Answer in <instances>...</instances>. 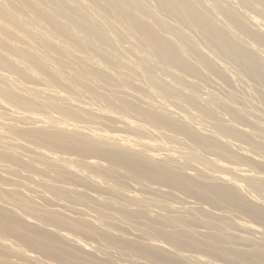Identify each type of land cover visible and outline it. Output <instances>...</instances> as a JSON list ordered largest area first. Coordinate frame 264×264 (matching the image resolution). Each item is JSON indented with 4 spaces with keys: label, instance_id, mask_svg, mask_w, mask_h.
I'll return each mask as SVG.
<instances>
[{
    "label": "bare ground",
    "instance_id": "1",
    "mask_svg": "<svg viewBox=\"0 0 264 264\" xmlns=\"http://www.w3.org/2000/svg\"><path fill=\"white\" fill-rule=\"evenodd\" d=\"M217 58L264 106V0H0V262L264 264V209L243 193H264V109L239 101L234 86L226 102L220 87L200 92L207 74L222 87L240 82ZM133 88L160 102L134 100ZM81 120H115L126 135ZM162 187L206 206L169 205ZM32 194L95 216L44 209ZM126 223L144 229L128 238ZM73 233L98 242L102 257Z\"/></svg>",
    "mask_w": 264,
    "mask_h": 264
},
{
    "label": "rangeland",
    "instance_id": "2",
    "mask_svg": "<svg viewBox=\"0 0 264 264\" xmlns=\"http://www.w3.org/2000/svg\"><path fill=\"white\" fill-rule=\"evenodd\" d=\"M231 1H232V0H231ZM235 1H236V0H233V2H235ZM238 10H239L240 12H245V11H246V13L251 14V16H254V13H253V12L251 13L250 10L245 9V8L242 9L241 6H240V7L238 6ZM244 10H245V11H244ZM261 18H263V16H262V15H258L257 19H258V20H263V19H261ZM260 22H263V21H260ZM261 28H262V27H261ZM262 29H263V28H262ZM262 29H261V30H262ZM217 59H219V60L222 61L224 64H226V66L228 67L229 71H231V73L229 72L230 75L233 74V75H232V76H233V80H236V79L238 78L236 82H239V81H240V82H239V83H236L235 81H234V82L232 81L233 84H235V83H236V84H235V85H232V84H231L230 86H229V85H224L226 88H228V89L225 88L226 90H224V89H223L224 86L222 87V84H221V85H217V83H215L216 78H215L214 75L209 76L210 74H209V75L207 74L208 77H207V75H206V78H208V80H209V82H210V85H209V83H208V80H206V81H204V82L202 83V85L205 84V85H203L204 88H203V86H202V89H200V86H201V84H200V85L198 86V90L200 89V92L206 94V93H208V92H212V91L215 92V91L218 90L217 88L220 87V89H219V93L217 92V93H216V96H217V95L219 96V97H218L219 101H224L223 99H225L224 102H226L227 100H230V99H231V94H229L230 91L228 92V90H229V89H232L233 86H234V87H235V88H233L234 91L231 90V93L233 92L232 94L235 95L234 92L236 91V95H237V96L239 95V97H237L236 95H235V96L238 98L239 101H241V100H245V101L249 102L250 104H251L252 101H254V103L252 102L251 105L255 104V108H256V109H258L256 106L260 105V107H259V106H258V107H259L261 110L258 109V111H259V112H260V111L262 112V110L264 109V106H263V104L261 105L260 101L257 100V99H258V96L256 95V91H255V92L253 91V90H255V89L251 88V86L249 87V86H248V82H247V80H246V79H243V77H241V76H240V75H239V74H238V73H237L232 67H230L229 64H227L226 61H224V60L221 59V58H217ZM225 62H226V63H225ZM237 74H238V75H237ZM235 75H236V76H235ZM234 76H235V79H234ZM160 77H163V75H160ZM236 77H237V78H236ZM164 78H165V77H164ZM212 78H213V79H212ZM239 78L242 79L243 81L240 80ZM211 79H212L213 81H212ZM214 79H215V80H214ZM210 80H211L212 82L215 83V85H213V87L211 86L213 83L211 84V81H210ZM244 80H245V83L247 82V84L243 83ZM216 82H217V81H216ZM240 83H242L243 85H242V84L240 85ZM218 84H220V83H218ZM28 85H30V84H28ZM208 85H209V87H208ZM238 85H239V86H238ZM244 85L248 86L249 88H248V87L246 88V86H244ZM205 87H206V89H205ZM215 87H216V88H215ZM221 87H222L223 90H221ZM213 88H214V89H213ZM97 89H99L100 91L103 92V89H102V88L97 87ZM131 89H132V88H131ZM133 89H134L135 91H128V92H131V95H132V93H134V94L132 95V97L135 95V97H133L134 100H135V99H136V100L139 99V98H137L138 95H140L141 99H143V97H144L145 100L148 98V99H149V100L147 99L148 101H150L151 98H153V99H152L153 102L156 101V100L158 101V99H159V98H157V97H155V96H153V97H151V98H150L149 96L146 97L147 95H146V96H143L142 94H143L144 92L142 93L141 90H139V89H137V88H133ZM210 89H212V90L209 91ZM215 89H216V90H215ZM244 89H245V90H244ZM248 89H249V90H248ZM250 89H252V90H250ZM99 90H97V91H99ZM127 90H130V89H127ZM246 90H247V91H246ZM57 91H58V90H57ZM59 91L62 92L63 90H62V91L59 90ZM100 91H99V92H100ZM136 91H137V94H135ZM223 91H224V92H223ZM63 92H64V91H63ZM63 92H62V93H63ZM65 92H66V91H65ZM65 92H64V94H65ZM67 92H69V94H67ZM67 92H66L65 95H67V96H69L71 99L75 100L78 104L80 103V105H84V104H87V105H88V104H90V102H92V103L94 102V101H91V100H90V101H89V100H86V98H82V99H83V101H82V99L79 98L80 96L78 97V96H76L74 93H70V91H67ZM139 92H140L141 94H140ZM198 92H199V91H198ZM214 92H213V93H214ZM221 92H223V93H221ZM245 92H246V93H245ZM249 92H250V93H249ZM251 92H252V93L254 92V93L252 94ZM100 93H101V92H100ZM202 93H201V94H202ZM71 94H73V95H71ZM145 94H146V93H145ZM199 94H200V93H199ZM201 94H200V95H201ZM250 94H251V95H250ZM129 95H130V94H129ZM129 95H128V98H130V96H131V95H130V96H129ZM141 95H142L143 97H142ZM221 95H222V96H221ZM248 95H249V96H248ZM220 96H221V97H220ZM229 96H230V97H229ZM244 96H245V97H244ZM255 96H256V97H255ZM83 97H84V96H83ZM132 97H131L130 99H133ZM138 97H139V96H138ZM145 97H146V98H145ZM154 97H155V98H154ZM200 97L203 98V94H202V96H200ZM204 97H205V95H204ZM221 98H222V100H220ZM229 98H230V99H229ZM246 98H247V99H246ZM87 99H88V98H87ZM84 100H85V101H84ZM152 101H150V102H152ZM157 101H156V102H157ZM153 102H152V103H153ZM158 102H160V100H159ZM258 102H259V103H258ZM82 103H83V104H82ZM92 103H91L90 105H88V106H89V107H90V106H91V107L94 106L95 109L101 108V107H97L98 105H99V106H103V105H104V104H99V103H98V105H97L96 102H95V104H94V103L92 104ZM152 103H151V104H152ZM153 104H155V102H154ZM156 104H157V103H156ZM169 104H170V106L167 105V106H169V109H170V107H173V109H174V106H172L171 103H169ZM240 104H241V103H240ZM240 104H238L239 107H240ZM95 105H97V106H95ZM157 105H158V104H157ZM167 106H166V107H167ZM253 106H254V105H253ZM262 106H263V107H262ZM241 107L243 108V107H245V106H244V105L242 106V104H241ZM167 108H168V107H167ZM246 108H247V107H245L244 109L247 110ZM92 109H93V108H92ZM164 109H165V108H164ZM171 109H172V108H171ZM175 109H176V108H175ZM46 111H47L48 115L56 116L53 110H46ZM116 111H117V112H116ZM174 111H175V110H174ZM176 111L180 112V110H177V109H176ZM219 111H220V110H218L219 115H222V112H221V111L219 112ZM263 111H264V110H263ZM111 112H112L111 115L113 114L112 116H114V117H116V116H117V117H122L123 115L126 116V117H129L128 115H130V116L132 115V116H131L132 118H129V119H131V120H133V121H137V120H138L137 122H139V119L136 117V115H135V114H132V113H130V112L124 114V112L122 113V111H120V110H118V109H117V110H112ZM41 113H43V112H41ZM45 113H46V112H45ZM45 113H44V114H45ZM117 113H119V114H117ZM220 113H221V114H220ZM116 114H117V115H116ZM121 114H123V115H121ZM126 114H127V115H126ZM262 114H263V113H262ZM46 115H47V114H46ZM46 115H45V116H46ZM119 115H120V116H119ZM134 116H135L137 119H136ZM247 116H248V118H251V117H249V115H247ZM133 118H134V119H133ZM226 118L229 119L228 117H225V119H226ZM260 118H262V119H260ZM260 118H259L260 121H259V120H258V121L260 122V124H263V125H264V115L261 116ZM198 120H200V119H198ZM81 121H82V122H79V123L76 122V124L79 125L80 127H87V128H89V129H97V130H100V129H101V130H103V131L105 130V131H107V132L110 131L111 133H112V132L114 133V132L116 131L115 133L123 134V135L125 134V133H121V132H119V129H120V126H121V125L118 124L115 120H111V121H109V122L107 123V124L111 123V124H110L111 127H110V125H106V126H105V125H101L99 121H98L97 124H96V121H97V120L94 121V122H87V121H84V120H81ZM226 121H227V120H226ZM70 122H71V121H70ZM195 122H196V121H195ZM202 122L205 124L204 121L200 120V123H202ZM113 123H114V124H113ZM140 123H142V122L140 121ZM196 123H199V121H197ZM204 124H203V125H204ZM206 124H208V123L206 122ZM206 124H205V126H206ZM99 125H101V126H99ZM107 126H108V127H107ZM112 127H113V129H112ZM206 127H209V126H206ZM208 130H210V129L208 128ZM127 134H128V133H127ZM125 135H126V134H125ZM128 135H129V134H128ZM139 137H140V136H139ZM155 139H159V138H158V137H155ZM161 140H164V141H165L166 139H161ZM166 142H171V141L166 140ZM185 145H187V147H189L188 143L186 144V142H185ZM184 147H185V146H184ZM232 149L236 151V148H235V147H233ZM161 154H164V153L161 152ZM204 156H205V157H206V156H207V157H211V156L208 155V154H207V155L204 154ZM187 169H188V170H187ZM193 169H195L194 166H193V167H192V166H186V167L184 168V171L186 172V174H195L196 171H195V170L193 171ZM187 172H188V173H187ZM193 172H194V173H193ZM210 173H213V172L210 171V170H206V169H205L204 174H210ZM213 174H216V173H213ZM211 175H212V174H211ZM127 182H128V185H129V186L127 185ZM127 182H126L125 187H124V192H126V193H128V191H130V190H128V189H130L131 185H135V184H134L133 182H131V181H130V182L133 183V184H131V183L129 184V180H128ZM146 184H148V183H146ZM126 185H127V186H126ZM148 185H149V184H148ZM154 186L157 187L158 185H157V186L154 185ZM126 188H127V189H126ZM162 189H164L165 191H169V190H170L169 192H171V193L174 195L173 197H171V199H170V198L167 199V203H168L169 205H175V206L177 205V207H180V208H181L182 206L192 205L193 202H194V203H197V202H198L197 205L200 206V207H202V205H203V204L199 203L198 200H195V198H193V201H192L191 199H187V198H189L190 196L188 197L187 195H183L184 193H182V192H180V191H178V190L175 191V189L168 188V187H167V188H166V187H162ZM83 190H84V191H88L89 189L87 190V189L83 188ZM126 190H128V191H126ZM172 190H173V191H172ZM247 192L250 194L249 191H247ZM247 192H246V190L243 191V193L246 194L245 196H248V197H247L248 199H249V198L252 199V197H254L253 200H254L255 198H257V200H260L258 203H259V204L261 205V207L264 209V193L262 192V193L260 194L261 196H260V195H259V196H258V195L256 196V195H255L254 193H252V192H251L252 194H250V195H249ZM89 193H90V194H89ZM89 193H87V194L92 195L94 192H92L91 190H89ZM174 193H175V194H174ZM178 193L181 195V197L178 195ZM140 194H143V195L146 196V197H147V196H148V197L150 196L151 198H154V196L152 197V195H149V194H147V195H145V193H140ZM32 195H33V197L37 200V201H36V200L34 199L39 205H40L41 203H43V204H42L43 206L45 205L44 207H46V208H44L43 206H42V208H44V209H47V208H48L49 210H52V211H54V208H55V211L58 209L57 212H60V211H61L62 214L69 215L70 218H71V217H73V218H75V217H78V218H80V217H81V218H90V216H95L90 210H88V209H86V208H83L82 206H77V207H79V208L82 207L83 209L81 208V209H82V210H81V213H79V212H80V211H79V212H76V213H77V214H76V213H75V211H76L75 209H78V208H75L76 205L73 206V205L71 204V205H69L70 208H69V207H67V208H60V207H58V206H54V205H52L50 202L48 203V202H45V201H41V200H40L39 198H37V196L34 195V194H32ZM32 195H31V196H32ZM103 196H105V194H103ZM182 196H183V197L185 196V199L182 198ZM250 196H251V197H250ZM178 197H180V199H179ZM158 198H159V197H158ZM158 198H157V199H158ZM190 198H192V197H190ZM38 199H39V200H38ZM159 199H161V198H159ZM181 199H183V200H181ZM250 199H249V200H250ZM168 200H169V201H168ZM177 200H178V202H180L179 204L177 203ZM184 200H185V201H186V200L189 201V203H188L187 201H186V202H187L188 204L185 203ZM253 200H252V202H256V201H257L256 199H255L256 201H255V200L253 201ZM38 201H39V202H38ZM40 201H41V202H40ZM44 202H45V203H44ZM170 202H174V203H170ZM175 202H176V204H175ZM191 202H192V203H191ZM64 203H66V202L64 201ZM183 203H185V205H183ZM48 204H49V205H48ZM66 205L68 206V203H66ZM194 206H196V205L194 204ZM204 206H206V205L204 204L203 207H204ZM53 207H54V208H53ZM71 207H73V208H71ZM51 208H52V209H51ZM132 208H134V206H132ZM205 208H208V209H209V206H207V207H205ZM48 209H47V210H48ZM62 209L67 210V211L65 212V211L62 210ZM150 209H151V210H152V209H153V210H156L154 207H150ZM71 210H73L74 212H71ZM83 210H85L86 212H83ZM209 210H211V209H209ZM63 211H64V212H63ZM67 212H69V213H67ZM82 212H83L84 214H82ZM74 213H75V214H74ZM78 213H79V214H78ZM80 214H82V215H80ZM86 214H87V215H86ZM90 214H91V215H90ZM83 215H85V217H84ZM89 215H90V216H89ZM86 216H87V217H86ZM239 217H240V216H239ZM240 218H241V219L244 218L243 220H245L246 217L241 216ZM246 221H248L247 218H246ZM236 222H240V221H236ZM120 225H121V226H119V229H120L121 231H123L124 233H126V235H127L128 238H129V237L131 238V237H133L134 235L138 234L139 231L136 232V231H133V230H136V229L141 230L140 228H143V227H140V225H139V228H138V225H137V226H133V225L130 224V223H129V224L126 223V224H123V225L120 224ZM129 226H131V227H133V228H134V227H137V228H134V229L131 228V229H130ZM199 227H200L201 229H200ZM121 228H122V229H121ZM127 228H128L129 230H131V231H128ZM143 229H144V228H143ZM143 229H142V230H143ZM195 229H197V230L199 229L200 231L198 230V232H203V231L206 232V229L203 228V227H201V226H197V228H195ZM203 229H204V230H203ZM197 230H196V231H197ZM130 233H131V234H130ZM134 233H136V234H134ZM133 234H134V235H133ZM73 235L76 236L77 238H79L80 240H82V242H84V243H86V244H89V245L91 244V246L94 247V248H92V251L95 250V248L97 247L96 244H97L98 242L93 241V240H91L90 238L88 239V237H85V236H83V235H81V234H77V233L75 234V233H73ZM78 235H79V236H78ZM133 238H134V237H133ZM9 241L15 242V241H14L13 239H11V238H9ZM91 241H92V242H91ZM15 243H16V242H15ZM99 244L102 245L103 243L101 242V243H99ZM94 245H95V246H94ZM97 245H98V244H97ZM20 247H21L22 250H24V251H26V252L28 251L25 247H23V246H20ZM108 250H109V251L111 250V253H113V254H112V256H113L115 250H114V249H108ZM95 251H96V250H95ZM95 251H93L95 255H97V256L100 255V256H101L100 252L98 253V252L96 251V253H95ZM186 252H187V251H186ZM186 252H184V253L187 254V255H190V254H191V255H194V254L191 253V252H188V253H186ZM189 253H190V254H189ZM33 254H34V255L37 254L36 256H37L40 260H45V258L43 257V255H41V254H39V253H33ZM101 257H102V256H101ZM203 258L209 260V261H210V264H228V263L223 262V261H221V260H217V261H216V260L210 259V258H208L207 256H203ZM13 259H14V260H13ZM17 259H18V260H17ZM113 259H114V261H116V263L118 262L119 264H122V263L125 264V263H127V261H124V260H128V259H126V258L122 259V258H118V257H114V256L112 257V260H113ZM117 259H118V260H117ZM10 260L13 261L15 264H23V262H22L19 258L14 257V256H13V257H10ZM120 261H121V262H120ZM20 262H21V263H20ZM214 262H215V263H214ZM0 264H3V263L0 262Z\"/></svg>",
    "mask_w": 264,
    "mask_h": 264
}]
</instances>
